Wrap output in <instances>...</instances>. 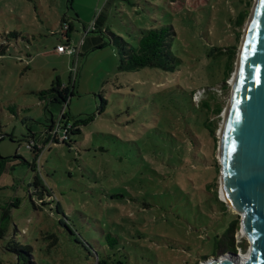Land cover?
Masks as SVG:
<instances>
[{
	"label": "rangeland",
	"instance_id": "obj_1",
	"mask_svg": "<svg viewBox=\"0 0 264 264\" xmlns=\"http://www.w3.org/2000/svg\"><path fill=\"white\" fill-rule=\"evenodd\" d=\"M240 10V0H0V41L18 35L0 56V222L10 215L0 264H17L11 241L30 247L38 264H201L225 255L216 236L237 213L223 214L213 196L225 204L203 105H229L247 26L236 43ZM97 19L133 46L138 30L173 26L179 69L119 71L117 46L93 31ZM64 22L73 56L56 51ZM99 36L108 44L99 46ZM233 45L227 79L217 53ZM54 83L66 106L39 100ZM51 116L58 141L39 134L32 152L28 137ZM214 158L221 168L219 147ZM240 232L238 254L249 257ZM108 235L120 239L118 252Z\"/></svg>",
	"mask_w": 264,
	"mask_h": 264
},
{
	"label": "water",
	"instance_id": "obj_2",
	"mask_svg": "<svg viewBox=\"0 0 264 264\" xmlns=\"http://www.w3.org/2000/svg\"><path fill=\"white\" fill-rule=\"evenodd\" d=\"M219 136L221 186L241 218L249 258L227 253L201 264H264V0H256Z\"/></svg>",
	"mask_w": 264,
	"mask_h": 264
},
{
	"label": "trees",
	"instance_id": "obj_3",
	"mask_svg": "<svg viewBox=\"0 0 264 264\" xmlns=\"http://www.w3.org/2000/svg\"><path fill=\"white\" fill-rule=\"evenodd\" d=\"M241 10L239 11L237 17L232 21L234 28H236L237 36L236 43H238L242 36V30L245 28L252 8L253 0H240ZM100 23V19H97L94 24L93 31H99V33L103 34L108 38L109 44L115 45L118 48L120 63H119V71L121 72H136L140 69H156L161 70L166 73H175L182 63L181 59L176 56L172 49V41L176 36L175 28L171 25L160 26L157 28H152L148 30H138L139 31V40L136 46L129 44L120 36H117L109 31V29H105L102 23H100L101 28H97ZM64 25H67V29L62 26V32L64 34V38L61 43L64 45H68L70 40V33L73 31L72 25L64 22ZM104 36H99L98 45H107L108 43L103 39ZM12 39L17 40L18 35L16 33H8L5 37L0 41V56H4L6 54V46L7 43ZM88 39V37H87ZM86 39V40H87ZM217 55H223L226 57V76L227 79L230 77L234 70V64L237 55V47L233 45L224 51H219ZM60 84L57 85L54 83L52 89L45 92H39L38 97L41 102L48 101L50 104H55L59 106H66L67 100L65 96H63L60 90ZM74 90V88H72ZM208 91V90H207ZM104 103V101H103ZM207 109L206 120L204 121L203 127L207 132L209 140L212 141V158H213V167H214V180H217V177L220 174L221 168L217 163V160L214 158V154L219 147V137L217 136V128L219 127V122L222 120L221 114L223 112L222 105L216 104V108L211 110V106L209 103L203 105ZM209 113L213 114L216 119L212 120L209 117ZM57 120V119H56ZM53 116H51L50 120H47L44 129L40 133H32L28 137L27 147L32 151L33 147L31 146L32 140L36 143L37 136L39 134L50 133V138H53L54 142L58 141V136L54 135V132L59 128V123L56 121ZM81 134V129L74 127L71 130V135L76 136ZM33 152V151H32ZM206 156V155H204ZM207 157V156H206ZM3 158L0 156V161ZM35 167V164L32 168ZM37 182L35 185L37 186ZM216 188V184H210L207 186L208 190H212ZM214 198L217 202L222 206L223 214L229 213L228 206L220 203L218 199V192L215 191L213 193ZM14 207L19 206V202L12 204ZM232 219L227 224L224 229L223 234L216 236L215 240V249L217 251V255H219L220 250H223L225 254L234 253L238 254L239 249L241 248L240 244L236 243V236L238 232L241 230V218L238 214L231 215ZM10 215L8 211H5L0 222V239L5 237L6 229L4 228V224L9 220ZM108 246L111 250L116 252L119 251L120 239L118 237H112V235H108L106 237ZM7 250L14 254L17 257V264H38L30 254V247H24L14 241H11L8 245ZM209 260V258H205Z\"/></svg>",
	"mask_w": 264,
	"mask_h": 264
},
{
	"label": "built area",
	"instance_id": "obj_4",
	"mask_svg": "<svg viewBox=\"0 0 264 264\" xmlns=\"http://www.w3.org/2000/svg\"><path fill=\"white\" fill-rule=\"evenodd\" d=\"M56 51L60 54H68L70 56L75 55L76 51L71 49L70 47H68L67 45L64 44H60L56 47ZM77 61H78V55L76 56V61H75V65L72 68V73H73V80L75 81L76 77H77ZM58 129L54 132V135H57Z\"/></svg>",
	"mask_w": 264,
	"mask_h": 264
},
{
	"label": "bare ground",
	"instance_id": "obj_5",
	"mask_svg": "<svg viewBox=\"0 0 264 264\" xmlns=\"http://www.w3.org/2000/svg\"><path fill=\"white\" fill-rule=\"evenodd\" d=\"M236 72H237V71H236ZM235 78H236V73H235V76H234V79H233V86H234ZM221 200H222L223 202H225V203H228V202H227V199H226V197H225V193H224V190H223V189H222V193H221ZM240 233H241V232H240ZM241 235H242V233H241ZM248 258H249V257H247V256H240V261H241V263L244 262V261H246Z\"/></svg>",
	"mask_w": 264,
	"mask_h": 264
},
{
	"label": "crops",
	"instance_id": "obj_6",
	"mask_svg": "<svg viewBox=\"0 0 264 264\" xmlns=\"http://www.w3.org/2000/svg\"><path fill=\"white\" fill-rule=\"evenodd\" d=\"M87 41V40H86ZM58 45H60V44H58Z\"/></svg>",
	"mask_w": 264,
	"mask_h": 264
}]
</instances>
